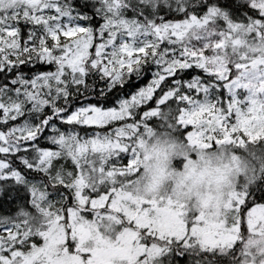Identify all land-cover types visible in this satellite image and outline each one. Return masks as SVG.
<instances>
[{
	"label": "snow or ice",
	"instance_id": "snow-or-ice-1",
	"mask_svg": "<svg viewBox=\"0 0 264 264\" xmlns=\"http://www.w3.org/2000/svg\"><path fill=\"white\" fill-rule=\"evenodd\" d=\"M58 225L74 264H264V0H0V264Z\"/></svg>",
	"mask_w": 264,
	"mask_h": 264
},
{
	"label": "rangeland",
	"instance_id": "rangeland-1",
	"mask_svg": "<svg viewBox=\"0 0 264 264\" xmlns=\"http://www.w3.org/2000/svg\"><path fill=\"white\" fill-rule=\"evenodd\" d=\"M79 231L82 235L84 244L93 242L96 239L93 233L83 225L79 226ZM64 239V232L62 226H56L49 234V245L46 248V254L53 261V264H74L71 257L67 253H63L60 250V246ZM83 247V244H82ZM95 252V259L98 264H114V261L121 255L126 254L128 249L116 246L108 243L107 241H101V246L96 247L93 243L92 248L86 249Z\"/></svg>",
	"mask_w": 264,
	"mask_h": 264
},
{
	"label": "trees",
	"instance_id": "trees-1",
	"mask_svg": "<svg viewBox=\"0 0 264 264\" xmlns=\"http://www.w3.org/2000/svg\"><path fill=\"white\" fill-rule=\"evenodd\" d=\"M173 166H175V162L173 161Z\"/></svg>",
	"mask_w": 264,
	"mask_h": 264
}]
</instances>
